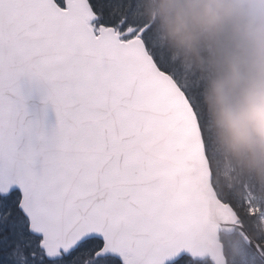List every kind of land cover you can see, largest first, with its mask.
<instances>
[{
	"label": "water",
	"instance_id": "95a60500",
	"mask_svg": "<svg viewBox=\"0 0 264 264\" xmlns=\"http://www.w3.org/2000/svg\"><path fill=\"white\" fill-rule=\"evenodd\" d=\"M234 1L264 14V0ZM66 5L0 0V195L20 191L46 256L98 237L123 264H227L220 232L238 228L264 259L219 199L174 79L140 38L97 36L89 0Z\"/></svg>",
	"mask_w": 264,
	"mask_h": 264
},
{
	"label": "rangeland",
	"instance_id": "374dc122",
	"mask_svg": "<svg viewBox=\"0 0 264 264\" xmlns=\"http://www.w3.org/2000/svg\"><path fill=\"white\" fill-rule=\"evenodd\" d=\"M107 1L111 6L112 14H114L112 18L116 17L115 13H119L123 24L129 26L130 22L133 21V14L139 18L134 19L137 20V23H134L135 26H130L123 30L124 33L131 35L130 38L135 37L142 29V25L138 24H142V19L150 20L153 25H151V29L146 37L150 40L153 48L159 52L160 57L158 59L160 64H162L165 69L172 68V65L175 66L177 69L176 72L183 80L184 86L188 91L190 103L195 108L197 105L196 100L198 99L199 104L200 101H202L201 95H204L207 99L209 98L208 94L205 92V88H203L204 81H201L204 80L203 78L205 73L208 77L207 84L209 82H214V77L217 74H220V72L217 73L215 69L220 67L221 64L227 62V55L231 48L236 44L237 38H232L227 35V26L230 24L227 23L228 18L226 17H228V15H232L236 19L237 23H249L250 30L253 27L248 20L241 17L243 12L235 9L228 2V0H160L158 11L159 15H157L153 4L150 3L149 0H122L121 3L120 1L115 3L113 0ZM176 7L178 8L176 9ZM150 15L152 16L151 18H149ZM220 17L222 19L221 22L218 20ZM196 18H199L200 24L198 26L199 29L197 28L198 35L194 36L190 29L191 27L188 26L189 22L187 21H197ZM139 20L140 22H138ZM203 25H209L214 28L217 37L214 36L213 39L210 40L208 36H205L204 29L201 33ZM175 31L178 32L177 35L175 34ZM239 42L237 52L234 56V68L228 76L225 83L226 86L223 88L227 91L231 88V85L235 86L239 79H255V77L253 78L252 76H239L240 73L236 75V68L239 69L240 66L244 65L243 63L251 66L253 65L252 62L255 61L258 65L264 60L263 51H261V53H257L250 43L246 42L243 44V42H245L243 39L239 40ZM245 45L246 48H243ZM258 50L260 51V49ZM233 51L235 52V50ZM240 56L245 59H241ZM257 71L258 70L255 71L254 69L253 75H256ZM221 78L225 80L223 76ZM210 88L214 89L212 83ZM262 98L264 101V95ZM214 99L216 100L217 98L215 97ZM232 100L233 98H231L229 102ZM241 108H243L241 105L238 106V113L241 112ZM211 109L213 110V108ZM259 110L260 113H263L264 102L261 104V107H259ZM212 114L213 113H209L208 109H204V112H201L203 129L207 140V154L210 157L212 167H214L215 180L219 179L220 183L224 184L223 193H231L232 203H234L238 208L243 207L248 212L249 216L253 214L259 215L260 222L255 223L252 227H254L257 231L264 233V202H262V196L259 194L260 191L264 190L262 189L264 181L262 180L261 182L262 186H259L258 188L256 186V192L252 190L253 188L251 189L248 186V182L243 179L242 174L244 164L241 162L240 164L234 166V162L231 158L232 154H226L223 151V137H226V134L223 136V131L226 130L227 132H232V134L240 133V129L237 126L238 124H228L227 126L226 120L216 123ZM258 115L263 116L259 113ZM239 188L241 189L240 193H238ZM245 190L246 192L241 193ZM225 200H227V198ZM12 201L13 199H10L8 200V203H12ZM4 206H8V204L5 203ZM7 222H9V220L6 219V216H4L2 218L0 228H4V225ZM23 224L24 223L17 221L16 216L13 214L10 226L8 228L6 227L7 229L13 227L12 230H10L12 235H10V237L4 236L5 234H3V231H0V264H44V260L47 261V259L44 258L40 252L37 254L36 245L34 246L35 253L33 254V257H42V259L38 258V261H34L33 263L19 260V257H22V255H20V248L14 249V246H19L22 243L20 238V229L21 232H25L27 242L30 244L34 243V237L28 233L27 227L23 226ZM18 226L20 229H18ZM22 226L23 228H21ZM96 247L97 245L95 243L91 244L90 248L79 249L73 253L70 259L66 261L62 260L61 262L57 261L56 264H63L64 262H66L65 264L74 263L76 259L85 261L87 264H95L92 262L91 254ZM23 256L29 257V254H23ZM229 259L231 264H248L245 262L246 259L242 258V252L236 249L233 257L231 256ZM183 260L186 259L183 258L181 261ZM253 261L254 260H250V262Z\"/></svg>",
	"mask_w": 264,
	"mask_h": 264
},
{
	"label": "trees",
	"instance_id": "16d2710c",
	"mask_svg": "<svg viewBox=\"0 0 264 264\" xmlns=\"http://www.w3.org/2000/svg\"><path fill=\"white\" fill-rule=\"evenodd\" d=\"M114 1L115 3L119 1L120 3L122 2V0H113V2ZM93 4L97 10L99 9L103 11L105 22L111 20V23H116L117 26L119 25L118 23L121 17L119 13H115L116 17L112 18L114 14H112L111 6L108 4L107 0H97V1L94 0ZM154 9L157 11V13H159L158 12L159 5L156 7L154 6ZM151 17L152 16L150 15L149 18ZM132 18H133V22L137 23V20L134 19H139V18L135 16V14L132 15ZM226 18H228L227 23L230 24L227 26V35L231 36L232 38L236 37L237 41L227 55V62L221 64L220 67H217L215 69L217 73L220 72V74H217L214 77L215 83L209 82L207 84L208 77L206 76L205 73V76L203 78L204 80L201 81L202 82L204 81L203 88H205V92L208 94L209 100L206 97H204V95L200 94L202 101H200L199 104L198 99L196 100L197 101L196 108L198 109L200 114L202 127H203V121H202L201 112L202 111L204 112V109H208L209 113H213L212 114L214 116L213 119L216 123L219 121L226 120L227 126L228 124L230 125L238 124L237 126L240 129V133L232 134V132H227L226 130H224L225 132L223 131V136L226 134V137H223V142H224L223 151L226 154L228 153L232 154L231 158L234 162L233 164L234 166L240 164L241 162L244 164V170L242 173L243 179L246 182H248V186L251 189L253 188L252 190L256 192L255 189L256 186L257 188L259 186H262L261 182L262 180L264 181V145L262 144V136H261V123L263 116L258 115V113L263 115V113H260L259 107H261V104L264 102L262 98L264 95V60L261 61L258 65L257 62L255 61L252 62L253 65L251 66H248V64L243 63L244 65L240 66L241 68L240 67L239 69L236 68L237 69L236 75L240 73L239 76L240 75H244L247 77L252 76L253 78L255 77V79L252 80L239 79L237 81V84L235 86L231 85V88H229L228 91L223 88L224 86H226L225 83L228 79V76L229 74H231V71L234 68V64H233L234 56L237 52L238 45L240 43L239 40L243 39V41H245L243 42V44L246 42L250 43L257 53H261V51H263L264 53V18L261 21V24L258 26L257 35L255 36L252 35L254 24L251 23L249 20L248 21L253 25L251 30L249 29V25H250L249 23L246 22L237 23L236 19L232 15H228V17ZM196 19L197 21H193V22L187 21L189 22L188 26L191 27L190 29L194 34V36L198 35L197 28L200 24L199 18ZM138 22H140V20ZM143 22H148L150 26L153 25L150 22V20L147 19H143ZM203 26L201 29V33L204 29L205 36H208L210 40L213 39L214 36L217 37V34L212 27H210L209 25H203ZM175 34L177 35L178 32L175 31ZM245 46L243 48H246ZM258 49H260V51ZM233 50H235V52ZM241 59H245V58L241 57ZM172 68L176 72L177 69L175 68V66L172 65ZM254 69L255 71L258 70L256 72V75H253ZM222 76L225 78V80L221 78ZM211 83L213 84L214 89L210 88ZM213 97L214 98L216 97L217 99L215 100ZM231 98H233V100L229 102ZM240 105L243 108H241V112L238 113L237 110H238V106ZM211 108H213V110ZM215 184H216V188L218 189L222 197H224L225 199L227 198V201L232 202L231 193L229 194L223 193L224 184L220 183L219 179H216ZM262 189H264V186H262ZM240 191L241 189L239 188L238 193H240ZM244 192L245 191L241 193ZM259 194H261L263 199L262 202H264V190L260 191ZM237 210L240 216L242 217L243 222L245 223V226L247 227L249 234L253 237L254 240H256L259 243L262 250L264 251V233H262L261 231H257L254 227H252L254 226L255 223L260 222L259 215L253 214L249 216L248 212L243 207L241 208L237 207ZM18 229H20V227ZM20 234H21L20 238H23V232H21V229H20ZM95 243L97 245L99 243L98 240L91 239V241H87L86 245L90 247L91 244H95ZM225 243H226V254L229 258L231 256L233 257L236 249L242 252V258L246 259L245 262H247L248 264H264V261L256 255V252L246 244V242L238 233L229 236ZM21 245H23V239ZM14 248H17V246H14ZM28 259L29 258L27 257V260ZM110 259L111 258H107V261ZM250 260L251 261L254 260V261L250 262ZM114 261L115 260L112 259L113 263ZM75 264H80V262H76ZM178 264H210V263L208 261L194 263L191 259H188V260L180 261Z\"/></svg>",
	"mask_w": 264,
	"mask_h": 264
},
{
	"label": "bare ground",
	"instance_id": "6f19581e",
	"mask_svg": "<svg viewBox=\"0 0 264 264\" xmlns=\"http://www.w3.org/2000/svg\"><path fill=\"white\" fill-rule=\"evenodd\" d=\"M181 4V3H180ZM179 5V4H178ZM183 5V4H182ZM177 6V5H176ZM184 6V5H183ZM181 7V6H180ZM175 8V7H174ZM178 7H176V9H177ZM183 9V8H182ZM175 10V9H174ZM183 11V10H182ZM179 12H181V11H179ZM169 13V12H168ZM184 13V12H183ZM234 13V12H233ZM203 15V14H202ZM172 16V15H171ZM180 20V19H179ZM220 22H221V17L218 19ZM199 29V28H198ZM214 29V28H213ZM212 30V29H211ZM212 32V31H211ZM212 34V33H211ZM196 36V35H195ZM150 41V40H149ZM159 47V46H158ZM161 47V46H160ZM246 47V46H245ZM248 235L250 236V238H251V240H253L254 242H256V244L258 245V247L260 248V250H261V252H262V254L264 255V251L262 250V248H261V246L259 245V243L256 241V240H254L253 239V237L249 234V232H248ZM246 244L249 246V247H251L255 252H256V250L250 245V244H248L247 242H246ZM10 254V253H9ZM14 254V253H13ZM256 254L258 255V253L256 252ZM12 255V254H11ZM259 256V255H258ZM260 257V256H259ZM235 258V257H234ZM263 261H264V259L262 258V257H260ZM236 261V260H235Z\"/></svg>",
	"mask_w": 264,
	"mask_h": 264
}]
</instances>
